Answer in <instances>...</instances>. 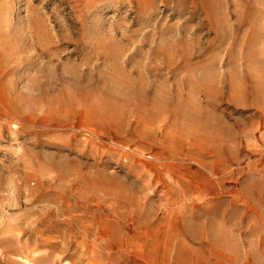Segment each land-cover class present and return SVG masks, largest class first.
I'll return each mask as SVG.
<instances>
[{"label":"rangeland","instance_id":"rangeland-1","mask_svg":"<svg viewBox=\"0 0 264 264\" xmlns=\"http://www.w3.org/2000/svg\"><path fill=\"white\" fill-rule=\"evenodd\" d=\"M0 264H264V0H0Z\"/></svg>","mask_w":264,"mask_h":264}]
</instances>
